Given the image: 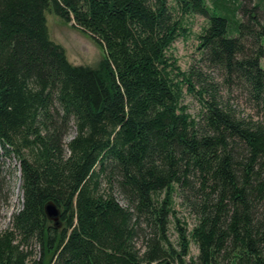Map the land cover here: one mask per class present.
<instances>
[{
    "label": "trees",
    "instance_id": "trees-1",
    "mask_svg": "<svg viewBox=\"0 0 264 264\" xmlns=\"http://www.w3.org/2000/svg\"><path fill=\"white\" fill-rule=\"evenodd\" d=\"M213 1L0 0V169L16 159L23 191L0 264H264V120L238 114L205 78L192 116L182 86L201 74L169 54L187 15L205 16V59L264 116L259 5ZM47 11L103 47L98 67L69 61ZM176 197L197 219L190 231Z\"/></svg>",
    "mask_w": 264,
    "mask_h": 264
},
{
    "label": "rangeland",
    "instance_id": "rangeland-1",
    "mask_svg": "<svg viewBox=\"0 0 264 264\" xmlns=\"http://www.w3.org/2000/svg\"><path fill=\"white\" fill-rule=\"evenodd\" d=\"M208 6L213 7V0H206ZM235 4L244 3L247 7L256 8V14L262 19L264 18V0H230ZM169 3L174 7L175 0H169ZM223 3V2H222ZM229 11V10H228ZM227 12V11H226ZM238 19L247 17L240 11L237 14ZM47 25L49 29L50 38L56 43L61 44L67 54L69 61L75 65H85L91 67H98L100 61L103 59L105 52L103 47L97 43L88 34L67 23L60 16L53 11L46 12ZM186 26L188 27V34L179 37L169 49V54L174 55L178 60V65L182 71L188 72L194 69L198 71L201 76L193 77L194 89L192 86L184 83L182 103L188 106V111L194 117H199L203 109V103L199 97V91L202 88L201 79L205 78L210 83L217 86L220 95L224 99L230 100L231 104L236 108L238 114L242 116H252L255 120H264V116L259 114L250 104L245 89L240 84H232L227 78L224 70L217 66H212L207 62L201 47L200 34L203 28L207 25L208 19L200 14H190L185 18ZM247 44L251 40L247 39ZM264 43V42H263ZM261 65L264 68V58L261 59ZM175 81L181 80L182 77L174 75ZM76 134L75 127L70 130V134L66 137L69 141ZM12 166L9 162L2 166L0 173L4 178L2 190L0 191V233L11 227L13 214L18 212L23 206V191L20 188V172L17 168H13L18 161L13 159ZM105 186V184H103ZM114 195L123 206H128L124 196L118 189H114ZM176 217L180 219L181 224L190 231L196 224V217L189 209L183 205L181 200L176 197L175 200ZM175 218L171 216L169 224L170 239L176 244L178 241V231L175 227ZM139 245H142L140 240ZM199 253L197 244L191 241L190 257L196 258Z\"/></svg>",
    "mask_w": 264,
    "mask_h": 264
},
{
    "label": "water",
    "instance_id": "water-1",
    "mask_svg": "<svg viewBox=\"0 0 264 264\" xmlns=\"http://www.w3.org/2000/svg\"><path fill=\"white\" fill-rule=\"evenodd\" d=\"M45 211L48 217L53 220L56 225H60L61 209L54 201L50 200L46 203Z\"/></svg>",
    "mask_w": 264,
    "mask_h": 264
}]
</instances>
